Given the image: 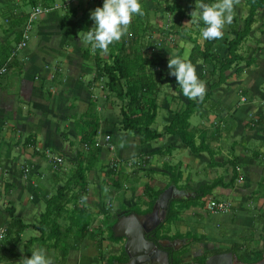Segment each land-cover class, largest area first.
I'll return each instance as SVG.
<instances>
[{"label": "crops", "instance_id": "0c3cea01", "mask_svg": "<svg viewBox=\"0 0 264 264\" xmlns=\"http://www.w3.org/2000/svg\"><path fill=\"white\" fill-rule=\"evenodd\" d=\"M243 3V0H241L236 8L245 12L246 9ZM12 9H14L12 6L8 9L10 17L15 21L20 20L21 18L18 16L20 11L17 10L16 14V12H12ZM24 12L27 13V11ZM52 13L43 16H49ZM236 14L239 16V22L241 23L244 15L237 11ZM20 16H23V12ZM256 18L261 24L264 23V9L258 13ZM258 18H262V20ZM262 29L263 31L261 29L258 30L260 34L264 35V27ZM232 37L227 34L223 36V39L215 43V51L222 56H227V41ZM12 39V42L2 44L0 48L8 47L9 50H12L14 37ZM30 41L34 43L33 46H27V48L18 51L15 56L17 61L15 60L10 70L0 77V183L3 185L0 198L3 195H8L7 193L13 194L17 189L27 191L31 189V185L38 186L41 180L40 174L43 175L40 172H45V168L41 164V156L43 154H41L40 148L47 147L52 150L55 146H60L63 149L67 146L68 151L71 152L74 145H78L77 139L79 136L76 132L74 121L80 114L86 112L92 102V98L95 97L94 90L97 88V86L88 85L94 74L92 62L90 61V63L89 60L84 59L82 61L77 60L78 51H56L47 48L42 42H47L48 39L42 36H32ZM35 44H38L36 50H34L37 46ZM157 50L158 47L156 48V55L161 59L168 60L170 56H173L170 53L173 50L170 51L167 45L163 49L162 44L161 51ZM21 51L22 54L20 53ZM239 52L251 60L256 52H258V55L261 54V56L257 57L260 58L259 60H254L255 64L252 63L250 66L244 67L240 75H237L234 69L227 73L225 82L215 89L213 97L208 102H204L203 106L199 107L198 111L196 110L192 115L197 114L200 118V123L196 125L191 123V127L195 134V139H197L196 144L201 145L202 151L192 152L190 148L180 141L177 135L162 136L151 142L154 144L150 145V143L141 144L138 137L133 136L132 138V135L120 131L116 136V140H113L116 150L106 151L108 152V158L106 161L103 160L102 165L99 163L102 152L99 153L98 161L95 163L93 171L91 170L93 175L98 173V176L93 178L92 175L91 184L92 186L98 185L95 186L98 189L102 187L104 198H102L103 202L101 200V202L98 200L99 203L90 202L89 200L92 199L90 192L93 191V188L87 187L86 198L94 211V219L90 226V228L92 227L90 231L92 233H89L84 238L81 242L82 244L84 242L85 245L97 243L98 248L99 246L101 248V245L107 248L104 249V251H108L106 257L112 255L119 257L122 250L120 249L119 251V244H121L123 239L118 243L112 242L106 237V233L101 234L98 228L99 220L103 217L104 206L107 202L112 204L114 209H118L132 207L138 199L146 201L147 197L144 196L146 184H150L153 190L163 188L166 190L169 188L172 190L173 198L190 197L200 185L209 183L215 178L221 177L224 181L229 180L234 170H236L237 178L233 186H216L210 194L202 198V205H192L185 209L179 219L172 223L169 235L179 234L182 236L180 237V245L187 242L186 236L197 235L201 240L199 242L192 241L189 244L190 251L193 252V246H196V244L204 246V250L209 251L221 243L220 241L224 237L227 238L229 232L231 234L237 232L236 236L238 237L241 230L248 233L250 230L248 231L247 229L250 226H255V222L259 221L258 217L264 212V191L258 195H252L250 188L254 183L256 184L255 186L261 184L264 187V181L260 182L258 175L262 174L263 171H260L252 164L247 145L253 138L260 139L264 143V36H248L240 45ZM81 53L79 54L80 57H82ZM55 56L64 57L70 63L65 64V70L61 71L57 80L50 82L49 78L51 76L49 77L47 73L51 69L44 65L45 63L35 66L30 62L34 60L43 62L42 60H48V58L51 59ZM70 57L74 60L76 59L77 62L70 60ZM10 71L17 74L15 78H17L18 82V97L15 88L11 90L8 88L9 82L6 77ZM85 73L92 74V77L85 79ZM197 73L199 76L200 73ZM39 78L43 79L39 80ZM168 95L172 96L164 97L158 109L165 111L162 118V127L157 128L159 131L163 130L165 125L171 120V109L177 103L174 93H169ZM242 96L245 97L244 101L241 100ZM182 99L186 102L185 98L182 97ZM98 105L102 106L99 101L96 107L100 108ZM221 105H224L223 110ZM214 107L217 108L219 114L214 113ZM103 109L106 110V107ZM36 112H38V115H36ZM60 112L64 114L59 115ZM104 119L105 114L100 116L99 121L102 123ZM214 126L219 127L216 130ZM62 127H64V131L60 132L59 129ZM57 135L59 136V141L50 145L52 138L47 139ZM30 139H33V143H31ZM132 139L133 142H131ZM237 140H240L239 145ZM168 145L174 146V150L170 155L162 156L161 153H156V150L165 149ZM14 149L23 155V162H20L15 157L11 159ZM176 149L182 152L178 153L175 160H172V154ZM78 150L79 145L76 152ZM143 154H149V164L144 169H129L125 167L123 172L129 176L120 180L118 187L114 185L112 180L106 179L104 166H107L111 159H121L122 161L136 159L141 158ZM205 154H209L211 160ZM170 160L173 162H170ZM232 161L236 163L234 170ZM8 162L11 163V167L5 164ZM164 163L179 164L182 170V178L178 181V184L169 183L171 173L164 166ZM240 163L243 166L245 165L248 175L242 173ZM201 165H204L202 170L207 174V180L193 178L192 170L197 173V170L200 171ZM4 167L8 168V170L3 169ZM2 169L3 171H1ZM134 170L138 172L132 175ZM5 175L11 181H8ZM250 175L253 177L251 180H249ZM141 184H143V187L140 186ZM87 185H89L88 181ZM137 186L141 188V193H136L135 188ZM41 191L43 190L41 189ZM89 194L90 196L88 197ZM219 195L222 197H219ZM208 198L229 201L232 204L231 211L222 214L209 210L206 207V199ZM105 201L107 202L105 203ZM15 202L12 195H9L5 205L7 214L3 215L6 219L10 218L11 220L8 212L11 206L16 208ZM100 204L102 209H100ZM146 206L143 204L140 205V208L145 209ZM0 210H2L1 205ZM34 213V211H30L28 215L31 216ZM131 214L142 215L138 213ZM17 217L21 218L20 215H17ZM116 233H114L115 236H117ZM260 238H262V241L264 240V236L261 235ZM69 240H71L70 245H74V242L79 244L71 236ZM239 240V238H236L234 241L238 242ZM59 264H65V261H60Z\"/></svg>", "mask_w": 264, "mask_h": 264}, {"label": "trees", "instance_id": "16d2710c", "mask_svg": "<svg viewBox=\"0 0 264 264\" xmlns=\"http://www.w3.org/2000/svg\"><path fill=\"white\" fill-rule=\"evenodd\" d=\"M170 1L172 2L171 4L169 3L168 5H164L165 11L173 16L171 19L172 22L170 24V30H172L173 33H176V28H180L181 32H185L186 30H188V32H193L192 28L183 24L182 21L186 18L191 19L192 15L188 12V10L194 7L196 10H199L196 8V2H198V0H185L184 3H179L178 0ZM28 2L32 5L31 8L38 4L47 7L56 3L57 0H28ZM204 2L213 3L215 0H205ZM243 2L246 14L242 16V22H239V16L235 14L232 24L227 25L228 32L233 36L227 41V56H222L215 51L214 45L218 40H205L202 38V42H200L199 38L202 36H195V39L190 41L191 49L189 51V59L193 64L201 63L198 68V72L200 73L199 78L206 83V94L202 101L198 99L189 100L183 96L182 92L174 94L177 103L176 106L171 109V120L165 125L164 129L160 131L157 127H154L158 109L160 107L158 98H160L162 94L164 96H172L168 95L169 93L165 90V83L168 82L175 88L180 86L175 77L169 75V69L167 66L168 60L161 59L156 55V48L158 47L157 51H161V47L159 45L157 46L153 40L148 39L144 41L145 36H140L142 37L140 40L138 36L139 34L131 29V27L129 30L131 34L125 35L121 41L111 44L105 57L101 55V51L99 49L93 52L90 48H80L82 52V59L91 61L94 67V74L92 79L88 82V85L100 87L103 94H100L99 97L103 101L109 102L114 97L118 100V103L115 101L111 102L115 103L119 107V127L123 132L128 135L131 134L138 137L141 144L151 143L162 136L177 135L180 141L190 148L192 152L197 153L203 150L201 149V145L196 144L195 142V134L192 131L190 122L192 114H194L196 110L198 111L199 107L203 106L204 102L209 101V99L213 96L214 88L216 89L225 82L227 72H229V70L231 71L234 69L236 74L240 75L244 67H248L253 63L251 59H247L239 52V48L242 42L249 36L250 32H252L253 25L258 22L256 16L264 9V0H243ZM96 5L97 7L103 6L102 3H98ZM12 7L14 8L12 9V12H16L17 14V7L15 5ZM67 8L68 6L65 8H57L51 12ZM30 9L27 13L20 11L18 14L21 19L15 21V23L21 24V22H23L24 25L22 24L20 30H15L14 47L12 50H9L8 47L0 48V66L7 62L11 53L15 51L16 45L22 37ZM22 12L23 16H20ZM25 15L26 17L24 18ZM89 15L86 16L88 20H90ZM8 16L10 15L8 14ZM141 17L142 16L137 15V19H140ZM36 21L37 20L32 22V27ZM92 22V25L91 22L87 23V21L82 24L81 29L83 33H86V31L94 27V21ZM197 26L200 30L205 27L203 21H201ZM262 26H264V23ZM258 29L263 31L262 28ZM7 30L8 29H5V31ZM182 35L183 36L181 37L183 41H188V38L184 35V33H182ZM143 43H147L146 45L148 47H152V54L145 52V45H142ZM27 44L24 48L27 47ZM173 46L175 48L174 55L183 54L184 47L179 46L178 43H174ZM15 56L12 57L11 61L8 63L6 73L10 70L13 62L16 60ZM241 63H244L243 66H240ZM60 68L61 67H58L56 70L54 69V74L52 75L53 78H49L51 80L50 82L57 80V77L61 73ZM218 72H220V76L213 80L214 75L217 76L216 74H218ZM41 79L43 78H39V80ZM182 97L186 99V102L183 101ZM100 98L93 97L86 112L80 114L78 118H75L74 124L76 132L79 136L77 139V143L79 145L77 156L75 160L71 161V166L68 172H63L68 173V177L64 181V184L57 189V193H53L46 199L45 211L41 213L38 222L25 223L21 218L14 215L15 208L13 206H11L8 212L11 220L6 225L5 237L8 238L11 234H13L14 246L21 239L19 233L20 230L23 231L31 228L39 232L38 235L30 237L25 243L26 250L25 254L22 255V258L31 256V244L34 241H38L39 248L43 247L46 250L60 248L62 252L61 261H65L64 259L69 252L71 243V240H69L70 236L75 238L76 242L81 243L91 231L90 226L94 219V211L91 209L86 198L87 181L85 176L87 172L94 169L100 152L103 150L114 151L116 147L114 141H112L111 136L108 133L103 134L104 136L102 138L109 136L107 141L102 139L103 145L100 147L94 146V142L99 136L100 118V115L94 111V108L97 106V102L100 101ZM218 127L219 126H214L216 130ZM30 141L33 143V139H30ZM84 143H88L90 146L88 150L84 149ZM110 146H113L114 149L110 150ZM173 147V145H168L165 149L156 150V153H161L162 156L170 155L174 150ZM61 157L64 161L63 156ZM127 160L133 161L132 167L129 169H144L150 161L149 154H143L141 158ZM231 163L234 170L236 163L235 161H232ZM164 166L167 167V170L171 173L169 183L178 184V181L182 178V170L179 164L164 163ZM104 169L106 179L112 180L114 185L117 187L120 180L129 176L123 172L122 167L118 168V170L111 167L110 162L107 166H104ZM136 172L138 171L134 170L132 175ZM54 177L56 178L57 175ZM236 178V170H234L230 179L227 181L218 177L209 183L200 185L193 191V195L190 197L172 198L166 212L165 220L153 230L154 240L182 237L179 234L173 236L169 235L172 223L179 219L181 213L192 205H202V198L210 194L216 186L232 187ZM163 190L164 188L153 190L150 184H146L144 187V196L147 197L146 201L138 199L132 207L118 208L113 213L110 210L112 206L108 208L105 205L103 218L99 220L98 225L100 233H106V237L112 242H119L122 238L114 235V223L119 218L128 216L131 213L143 214L149 212ZM143 204L147 205L145 209L140 208V205ZM258 219L261 221L263 225L262 230L264 231V212L260 217H258ZM253 227L254 226H250L247 230L249 231ZM186 237L188 240L184 248L180 251L182 253L187 250L192 241L199 242L201 240L199 236L193 234ZM239 239L241 240V244L232 243L229 250H231L233 246H235V248H241L244 246L247 248L249 242L256 241L253 238L252 233L248 234L247 231L242 232ZM62 244L63 246L61 247ZM121 249L124 254L123 246ZM0 250L10 251L11 254L14 253V249L12 247L7 248L6 244H2L0 246ZM255 256L256 259H258L260 257V251H258ZM122 258L126 259L125 256H109L107 257V264H116L121 261ZM204 258L205 256H202L197 260L202 263ZM0 261L9 262V260L4 259L3 257H0Z\"/></svg>", "mask_w": 264, "mask_h": 264}, {"label": "rangeland", "instance_id": "374dc122", "mask_svg": "<svg viewBox=\"0 0 264 264\" xmlns=\"http://www.w3.org/2000/svg\"><path fill=\"white\" fill-rule=\"evenodd\" d=\"M67 0H57V3H63L66 2ZM87 0H69L68 3V8L64 9V10H58L56 12H53L52 14H50L49 16H43V17H39L35 22V24L33 25L31 32H30V36L32 39V36H42L43 38L46 37L48 39L47 42H42V44L44 43L47 48L53 49V50H75L78 51L77 52V60L82 61V57L79 56L81 50L80 48L85 47V48H90V50H92L91 45L89 43H87L84 40V33L81 29V26L84 22L87 21V23L91 22L92 25V19H87L86 16H88L91 11H93L97 5L96 3L93 2H86ZM179 3H184L185 0H178ZM205 1V0H204ZM139 2H141L145 15H143L140 19H137V15L133 17L132 23L130 28L133 29L134 31H136L137 34H139V38L141 40L142 37L140 36H145V40H153L154 43L157 44V46L159 45L161 47V45L163 44V49H165L166 45L169 47V50H173V52H170L172 55H174L175 53V48H174V43H178L179 46L184 47V52L185 51H190L191 49V42L192 39H195V36L199 37L201 36V30L197 25H194V23L191 22V19H184L182 21L183 24H186L188 26H190L193 30V32H188V30H186L185 32H181L180 28H176L175 32L173 33L172 30H170V24H171V19L173 18V16H171L170 14H168L165 11V6L164 5H168L169 3L171 4L172 2L170 0H139ZM161 4V5H160ZM15 5L17 7L18 11H28L31 8V4H29L28 0H0V45L2 44H8L7 42H12V38L15 35V30H20L22 27L23 22H21V24H17L15 23V20H13L10 16H8V9ZM199 10H196L195 7L188 10V12L193 15L195 12H198ZM237 12H241L242 15L246 14V11H239V8H236ZM19 14V13H18ZM90 16V15H89ZM260 20H262V18H258ZM24 25V24H23ZM260 26V27H259ZM261 22L258 21L257 23H255L253 25V30L252 32H250L249 36H264L262 35V33L260 34L258 28H263L264 26H262ZM10 27V28H9ZM227 25H225L223 32H224V36L227 34L228 36H232L228 30H227ZM129 28V30H130ZM5 29H8L7 31H5ZM182 33H184V35L188 38V41H183L182 37ZM149 36V38H148ZM152 36V37H151ZM153 38V39H152ZM30 39V40H31ZM28 42L27 46L28 47H32L34 43H32V41ZM156 40V41H155ZM202 37L199 38V41L201 42ZM220 40V39H219ZM218 40V41H219ZM140 42V41H139ZM12 44V43H11ZM147 43H143L142 45L144 46L145 52H147L148 54H152V47H148L146 45ZM35 47L34 50L37 49L38 44ZM156 46V45H155ZM27 48V47H26ZM31 51V50H30ZM183 52V53H184ZM253 52V51H252ZM22 54V51L20 52ZM66 54V53H64ZM101 55L103 57H105L107 54H104L101 52ZM258 56H261V54L258 55V52L254 53V55L252 56V61L254 63V60L256 59L259 60L260 58H257ZM45 58H47V56H45ZM74 60L72 57H70V60ZM43 62H38L36 60H34L33 62H30L31 64L35 65V66H39L42 63H45L44 65H47V67L49 69H51V71H49L47 74L48 76H52L54 74V69L56 70L58 67H61L60 70L64 71L65 70V64H69L70 62L68 60H66V58L64 57H54L48 60H42ZM75 62L76 59L74 60ZM255 61V62H256ZM90 62V61H89ZM28 63V64H30ZM37 63V65H36ZM91 63V62H90ZM201 64V63H200ZM200 64L196 63L194 65H196L197 68V72H198V68L200 66ZM244 64V63H243ZM243 64H240L243 66ZM255 64V63H254ZM91 65V64H89ZM47 68V70H49ZM230 72V70H229ZM227 72V73H229ZM45 73V72H44ZM198 74V73H197ZM92 74L90 73H85V79H89L91 78ZM217 76L214 75L213 80H215L217 77L220 76V72H218V74H216ZM17 76L16 73H14L13 71H10L6 77V80L9 82L8 84V88L9 90L14 89L15 88V92L17 94V97L19 96L18 94V82H17V78H15ZM53 78V77H50ZM51 81V80H49ZM223 84V83H222ZM164 88H166V90L168 89L167 92L169 93H174V94H178L181 91L180 86L178 87H173L171 86L168 82L165 83ZM207 89V86H206ZM217 89V88H216ZM217 91V90H216ZM215 92V88L213 90V95ZM94 94L96 98H100V94H103L100 90V87L95 88L94 90ZM166 97L163 94L160 96V98H158L159 103L163 102V98ZM213 97V96H212ZM113 99V100H112ZM111 101H115L118 103V100L114 97L112 98ZM111 101L107 102V101H103L100 98V103L102 104V106L98 105L100 108L95 107L94 111L99 114L100 116L105 114V119L103 120V122L101 123V121H99V132H98V137L102 138L104 135V133H108L111 136L112 141L116 140V136L118 135V133L120 131H122L119 127V122H120V113H119V107L118 105H116L115 103H112ZM217 106V105H215ZM104 107H106V110L103 109ZM224 105H221V109L223 110ZM101 109V110H100ZM214 113L215 114H219V111L217 110V108L214 107ZM225 113V112H224ZM63 115L64 113H59V115ZM165 114V111L163 109L158 110L157 113V119L156 122L154 123V127H162V118ZM36 115H38V112H36ZM193 115V114H192ZM159 119H161V121H159ZM192 125H196L200 123V118L199 116L196 114L194 116H192V118L190 119ZM60 132L64 131V127H62L61 129H59ZM123 132V131H122ZM131 135V134H130ZM58 135L57 136H53V137H49L47 140H49L50 138H52L51 142L49 143L50 145L54 144L55 142L59 141L58 139ZM133 138V135H132ZM197 139H195L196 142ZM135 141V140H134ZM133 142V139L132 141ZM238 145L240 144V140H237ZM132 144V143H131ZM154 144V143H150ZM133 145V144H132ZM40 148L41 149V154H43L41 157V164L44 166V171L45 172H40L43 173L40 174V182L38 184V186H33L31 185V189H28L27 191L24 189L21 190H16L13 194L7 193L8 195H3L2 198H0V205L2 210H0V229H5L6 225L8 223V221L10 220V218L6 219L3 215L7 214V210L5 208V205L7 204V200L9 198V195H12V198L16 201V208H15V212L14 215L15 216H21L22 220L25 223H37L38 220L40 219V215L42 212L45 211V201L47 198H49V196H51L53 193H57V189L59 187H61L64 184V181L67 179L68 177V173H63V172H68L70 166H71V161L75 160L76 156H77V148L78 145L75 144L72 151H68V148L66 146V148H61L60 146H55L54 149L52 148V150L50 148ZM248 151H249V157L252 159V164H254L260 171H263L262 174L258 175V177H260V182L264 181V143H262V141L260 139H255L253 138V140L251 142H249V144L247 145ZM215 149V148H214ZM116 150V147H115ZM114 150V151H115ZM107 151V150H106ZM105 150L102 151V155L100 156V160L99 163L102 165L103 160L106 161V159L108 158V152H106ZM261 151V152H259ZM182 152L181 150L179 151L178 149L175 150V152H173L172 154V160L178 156V153ZM206 156L209 157V160H211L209 154H205ZM52 156H63L64 161L62 163V165H60L59 167H54L52 164ZM11 159H13L14 157L19 159L20 162H23V155L16 151L15 149L12 152L11 155ZM170 160V162L172 161ZM110 162V161H109ZM173 162V161H172ZM8 167H11V163H5ZM126 165V160L123 161L122 164H120V166L122 167V169L125 168ZM241 165V171L244 175H248L246 170H245V165L243 166L242 163H240ZM204 165L200 166V171L197 170V173H194L195 170H192V175L193 178L197 179H203V180H207L208 178H206V175L204 173V171L202 170ZM8 170V168H3ZM3 169L1 171H3ZM93 171V170H92ZM89 171L86 173V181H88L89 185H87V187L89 188H93V191L90 192V194L92 195V199H90L89 201L93 203L98 202H103L102 198H104V195L102 194V187L100 189L96 188L95 186H92L91 181H92V175L93 172ZM92 172V173H91ZM39 173V172H38ZM7 174V173H6ZM57 175V177L55 178L54 176ZM3 176V175H2ZM7 177V175H5ZM98 173H94L93 178L97 177ZM38 177V175H37ZM253 177L250 175V179L251 180ZM0 179H1V173H0ZM8 181H11L9 179V177H7ZM263 180V181H262ZM254 183V182H253ZM256 184L254 183L252 185L251 189V194L252 195H258L259 193H262L264 191V187L260 184L259 186H255ZM2 184L0 183V193L2 191ZM25 186V185H24ZM141 187H143V184L140 185ZM27 188V187H26ZM41 189L43 191H41ZM141 188H139L138 186L135 188L136 193H141ZM90 194L88 195V197L90 196ZM27 197V199H26ZM94 197V198H93ZM219 197H222L221 195H219ZM255 198V196H253ZM101 200V201H100ZM98 202V203H99ZM107 201H105L106 203ZM106 206L109 208L110 206H112V204H109L107 202ZM97 208V207H96ZM100 209H102V205L100 204ZM112 211V213L114 211H116L117 209H114L112 207V209H110ZM30 211H34L35 213L31 216H29L28 214L30 213ZM104 211V210H103ZM36 214V215H35ZM103 218V217H102ZM256 221V220H255ZM96 224V223H93ZM255 226L250 230V233L253 234L254 239L256 240V242L260 243L262 241V236H264V231L262 230L263 225L260 221H256ZM94 226V225H93ZM173 227V226H172ZM92 228V227H91ZM262 230V231H261ZM93 231V229H92ZM20 237L21 239L16 243V245H13V234H11L8 238L4 236V239L0 241V246L2 244H6L7 248H13L14 249V253L11 254L10 251H1L0 250V257H3L4 259L9 260V262H4V261H0L2 262V264H20L22 258V255L25 254V243L27 242V240L30 237L36 236L39 234L38 231L33 230L31 228L25 229V230H20ZM92 233V232H90ZM242 233V230L239 232L238 237L237 232H234L233 234H231L230 232L227 234V238L224 237V239L220 242H222V245L225 246L224 244L228 245L227 243H232V241H234L236 238L240 237V234ZM248 232V234H250ZM91 243V242H90ZM118 243V242H117ZM122 243L119 244V251L122 247ZM63 246V244L61 245V247ZM39 248V242L38 241H34L31 244V250H35ZM101 249V250H99ZM104 249H107L106 247H103L101 245V248L97 246V243H94L92 245H90L89 243L87 245H85V242L82 243H75L74 245H70L69 247V252L68 254L65 256V264H107V254L108 251H104ZM193 249H200L203 250L205 249L204 246L201 245H197L193 246ZM18 254V255H16ZM47 254L49 257L52 258V260L54 261V264H59V262L62 260V252L60 248H55V249H49L47 250Z\"/></svg>", "mask_w": 264, "mask_h": 264}, {"label": "clouds", "instance_id": "9594fccd", "mask_svg": "<svg viewBox=\"0 0 264 264\" xmlns=\"http://www.w3.org/2000/svg\"><path fill=\"white\" fill-rule=\"evenodd\" d=\"M241 0H215L205 3L204 0L196 2L199 9L191 17V22L199 25L203 21L205 27L201 29V36L205 40L223 39L225 25L232 24L236 6ZM144 9L139 0H103L102 7H96L90 13L94 27L84 33V40L91 45L93 52L99 49L107 54L109 46L121 41L125 35H130L129 28L133 17L143 16ZM190 52L182 55L170 56L167 62L169 75L175 77L180 85L182 94L189 100L202 101L206 94V83L197 74L196 65L189 59ZM4 229H0V240L4 239ZM20 264H54L47 250L43 247L31 252L30 257H25Z\"/></svg>", "mask_w": 264, "mask_h": 264}, {"label": "water", "instance_id": "95a60500", "mask_svg": "<svg viewBox=\"0 0 264 264\" xmlns=\"http://www.w3.org/2000/svg\"><path fill=\"white\" fill-rule=\"evenodd\" d=\"M174 197L172 190L167 188L157 198L150 212L143 215L130 214L118 219L113 225L114 233L124 239L123 249L128 259L116 264H174L173 256L165 249L170 247L169 240L148 239V233L153 231L165 220L170 200ZM166 241V243H164ZM231 261V254L229 253ZM211 257L203 264H209ZM245 264V263H244ZM251 264H264L262 259Z\"/></svg>", "mask_w": 264, "mask_h": 264}, {"label": "flooded vegetation", "instance_id": "af4514ba", "mask_svg": "<svg viewBox=\"0 0 264 264\" xmlns=\"http://www.w3.org/2000/svg\"><path fill=\"white\" fill-rule=\"evenodd\" d=\"M147 235H148L147 237L148 239L151 240L155 239L153 231H151ZM158 240H169L171 242L170 247H167L165 249L168 251L169 255L173 256L174 264H203L205 260H207L210 257H211V262L209 264H229L230 263L229 260L230 257L228 256L229 253L231 254L232 264H244V263L251 264L262 259V256L264 255V240L261 241L260 243L256 241L249 242L247 248H245V246L241 248H235V246H233L231 250H229V248L230 246H232V243L241 244V240H239L238 242L232 241V243H227L228 245L224 244L225 246H223L222 242H224L225 241L224 240L209 251L204 249L203 250L195 249L193 250V252H191L188 246L187 250L183 253L180 251L184 248L187 242L184 243L183 245H180L181 243L180 238L173 237V238H165V239H156L154 241L157 242ZM164 243H166V241H164ZM123 244H124V239H123ZM258 251H260V257L256 259L255 255L257 254ZM120 252H121L120 253L121 257L125 256L126 259L122 258V260L119 262L126 261L128 259L126 253L124 252L123 254L122 250ZM202 256H205V258L204 261L200 263L198 262L197 259Z\"/></svg>", "mask_w": 264, "mask_h": 264}, {"label": "built area", "instance_id": "2783aa9c", "mask_svg": "<svg viewBox=\"0 0 264 264\" xmlns=\"http://www.w3.org/2000/svg\"><path fill=\"white\" fill-rule=\"evenodd\" d=\"M87 1H91L93 3H102L103 4V0H87ZM69 0H67L66 2L63 3H54L51 4L50 6H41L40 4L33 6L30 11L28 12V16L26 19V23H25V28L24 31L22 33V37L20 39V41L17 43L15 51L13 53H11L10 57L8 58L7 62H5L4 64H2L0 66V77L6 73L7 68H8V63L11 61L12 57H14L18 51L22 50L27 42L31 39L30 36V32L32 29V22L37 20L40 16L48 14L49 12H51L54 9L57 8H65L68 6ZM53 77V76H51ZM241 100H245V97L242 96ZM104 139L105 141H107L109 139V136H105L104 138H96L95 142H94V146L96 147H100L103 142ZM83 147L85 150H88L90 148V146L88 145V143H84ZM110 150H113L114 147L110 146L109 148ZM63 160L61 156H52V164L54 167H59L62 164ZM122 160L120 159H111L110 160V166L114 167L118 170V168H120V164H122ZM133 161L132 160H126V167L130 168L132 167ZM206 207L211 210V211H215V212H219L222 214H226L228 212L231 211L232 208V204L229 201H224V200H216L213 198H208L206 199ZM5 230V229H4ZM4 236H5V231H4ZM1 241V240H0ZM0 264H2V262H0Z\"/></svg>", "mask_w": 264, "mask_h": 264}]
</instances>
